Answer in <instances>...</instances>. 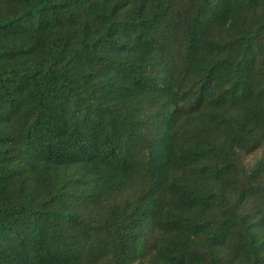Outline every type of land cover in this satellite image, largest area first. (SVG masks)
I'll use <instances>...</instances> for the list:
<instances>
[{"label": "trees", "instance_id": "trees-1", "mask_svg": "<svg viewBox=\"0 0 264 264\" xmlns=\"http://www.w3.org/2000/svg\"><path fill=\"white\" fill-rule=\"evenodd\" d=\"M0 264H264V0H0Z\"/></svg>", "mask_w": 264, "mask_h": 264}]
</instances>
